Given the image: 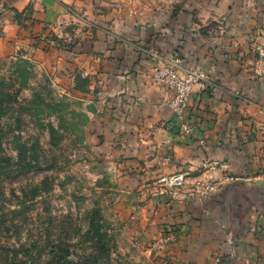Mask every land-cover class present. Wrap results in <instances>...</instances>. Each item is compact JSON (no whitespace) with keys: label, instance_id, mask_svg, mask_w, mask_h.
<instances>
[{"label":"crops","instance_id":"1","mask_svg":"<svg viewBox=\"0 0 264 264\" xmlns=\"http://www.w3.org/2000/svg\"><path fill=\"white\" fill-rule=\"evenodd\" d=\"M55 1L46 0L53 13ZM60 1L95 24L77 55L103 93L87 100L95 109L87 133L100 157L127 174L130 223L152 238L172 227L176 264H207L218 253L221 264H264V74L251 48L264 37V0ZM134 42L211 66L216 85L193 87L181 121L188 131L161 105V87L146 76L151 62ZM206 159L228 161L235 179L204 201L151 180Z\"/></svg>","mask_w":264,"mask_h":264},{"label":"rangeland","instance_id":"2","mask_svg":"<svg viewBox=\"0 0 264 264\" xmlns=\"http://www.w3.org/2000/svg\"><path fill=\"white\" fill-rule=\"evenodd\" d=\"M55 2L53 13L46 0H0V264H176L168 253L176 237L167 238L172 227L152 238L130 223L122 181L127 174L89 141L95 109L87 100H102L103 93L95 74L78 67L77 55L84 51L83 33L95 24L70 2ZM263 41L257 35L251 48L264 74L254 50ZM132 45L151 62L146 76L161 87V105L174 100L168 72L182 79L204 73L192 84L181 117L166 105L188 131L181 121L193 87L216 85L211 66L185 65L158 46ZM186 171L181 190L161 185L159 177L151 180L174 197L198 201L230 181L200 196L192 185L201 177L200 165ZM228 174L235 179L231 169Z\"/></svg>","mask_w":264,"mask_h":264},{"label":"built area","instance_id":"3","mask_svg":"<svg viewBox=\"0 0 264 264\" xmlns=\"http://www.w3.org/2000/svg\"><path fill=\"white\" fill-rule=\"evenodd\" d=\"M255 53L260 60L264 62V41L261 44L256 45ZM264 64V63H263ZM204 76L203 72L196 73L195 71L189 73V75L182 79L174 72H168L165 75V80L175 90L174 100H163V105H168L177 116H182L186 106V99L189 94L190 88L194 82L201 79ZM164 76L160 75L162 79ZM160 79V80H161ZM201 177H197L192 183L196 192H199L200 196H208L211 193L217 191L220 186L226 181L231 180L233 177L228 174L230 164L227 161L219 159L204 160L200 164ZM189 172H173L170 174L160 175L158 182L168 188L181 190L186 184L187 176ZM174 233L167 235L168 239H173ZM232 241H229L231 244ZM222 256L216 254L211 264H221Z\"/></svg>","mask_w":264,"mask_h":264}]
</instances>
